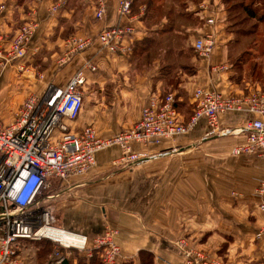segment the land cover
Returning <instances> with one entry per match:
<instances>
[{"label":"crops","instance_id":"obj_1","mask_svg":"<svg viewBox=\"0 0 264 264\" xmlns=\"http://www.w3.org/2000/svg\"><path fill=\"white\" fill-rule=\"evenodd\" d=\"M58 1L0 0L5 5L0 28L6 34L25 21H37L26 58L4 65L0 56V120L4 124L11 122L12 112L27 96L40 95L49 82L64 87L86 61L96 68L84 70L83 109L67 123L74 131L93 125L102 138L131 127L152 94L173 93L186 120L195 106L196 87L236 95L254 86L264 89V76L258 79L252 64L234 61L246 48L226 29L224 0H166L170 2L167 12L159 17L149 10L151 0L137 7L134 0L130 16L121 18L119 0H105L100 19L95 17L96 0H65L52 12ZM208 18L213 22H207ZM118 22H130L135 28L123 41L126 53L112 54L94 40L59 63L69 35L96 36ZM206 33H214L216 45L209 56L202 57L192 45ZM135 45L139 46L134 51ZM259 59L253 58L254 62ZM252 117L246 112H226L219 118L220 128L235 131ZM207 130L201 119L184 135L147 148L134 144L135 150L152 156L130 169L113 164L120 153L117 146L105 148L86 174L69 182L52 178L39 201L53 210L57 225L89 238L105 228L114 229L122 252L119 264L126 260L138 264L140 249L153 253L154 264H183L177 245L181 240L186 247L217 255L224 264H264V236L255 238L264 212L258 207L261 198L253 192L264 180V165L254 155L225 154L243 134L207 138ZM222 145L221 154L213 152ZM170 148L175 149L165 152ZM20 246V254L33 261L28 249Z\"/></svg>","mask_w":264,"mask_h":264},{"label":"built area","instance_id":"obj_2","mask_svg":"<svg viewBox=\"0 0 264 264\" xmlns=\"http://www.w3.org/2000/svg\"><path fill=\"white\" fill-rule=\"evenodd\" d=\"M133 2L118 1L119 18L130 16ZM64 3L65 0H59L50 10L56 12ZM4 10L5 5L1 3L0 15ZM105 10V0H96L95 17L102 18ZM207 22L212 23L213 19L208 18ZM36 28V20L23 22L11 35L0 28L2 64L26 57ZM134 31L132 23L118 22L103 28L96 36L69 35L64 40V54L59 63L84 51L94 40L112 54H124L128 47L123 41ZM215 40L214 33L198 37L192 45L194 52L202 57L209 56ZM95 68L92 62L86 61L64 87L49 82L40 95L26 97L10 124L0 120V264H27L25 256L19 252L20 242L40 239L53 243L48 264H60L70 249L83 252L87 257L98 252L103 264L120 262L122 252L114 239V229L105 228L89 238L84 233L57 225L51 209L39 201L52 178L69 182L74 176L86 174L96 165V154L105 148L117 146L120 153L113 164L117 168L130 169L152 156L146 151L135 150L134 144L147 148L150 144L184 135L203 119L208 126L205 137L241 133L243 139L231 146L230 154L254 155L264 165V89L254 86L246 93L232 95L196 87L193 91L195 106L187 120L181 118L173 93L152 94L131 127L102 138L93 125L74 131L67 123L75 120L83 109L84 70ZM229 111L246 112L254 117L235 131L221 130L219 118ZM174 149H165V152ZM253 192L261 198L258 207L264 212V180L257 183ZM263 236L264 223L255 232L256 239ZM177 245L184 258L183 264H224L220 257L186 247L182 240Z\"/></svg>","mask_w":264,"mask_h":264},{"label":"rangeland","instance_id":"obj_3","mask_svg":"<svg viewBox=\"0 0 264 264\" xmlns=\"http://www.w3.org/2000/svg\"><path fill=\"white\" fill-rule=\"evenodd\" d=\"M141 2L145 3L146 0H135V4H136L135 6L136 7L140 6ZM161 2H163V1L162 0H154V2H152V4L156 6L158 3H161ZM168 3H170V2H168ZM234 3L237 5H235L236 6L235 9L232 10V12L229 14V16H231V17H229V19H228L227 28L229 30H232L233 32H235L236 37L243 41V48H246V50L252 49L255 52H259V53L263 52L264 51V21L260 22L257 19L258 18L257 14H261L264 11V1L263 0H229L228 6H230V4H234ZM164 4H165L164 10H166V8H167L166 3H164ZM239 4H242L243 5L242 7H248V9L253 11L256 14V16L254 18H249V17L244 18L243 17L244 12L242 10L243 8L240 7ZM172 7H173V5H172ZM172 11L177 12L176 8H174ZM245 12H246V10H245ZM163 13L164 12H162V14ZM250 32H254V33H250ZM248 33H250V34H248ZM243 56H244L243 59H246V61H248V66L250 67L251 64L254 62V60H251L252 59L251 57H250V59L247 58L246 55H243ZM260 56L261 57L258 60L259 65H260V63H262V65L264 66V53L261 54ZM263 66H260V68L258 69V71H257L258 76L264 75V67ZM248 69L249 68H247L246 71H248ZM19 106L15 109V111L12 112L11 122L14 120L15 113L17 112ZM217 141H220V139H218ZM222 142H224V141H222ZM224 146L225 145L216 146L214 148L213 152L221 154ZM231 146H230V148L225 150V154H227L228 157H229V155H231L230 154ZM184 154H188V153H184ZM45 190L46 189H44L42 191V194L39 196L40 200L46 194ZM198 191H199V189H198ZM51 211H52V214L54 217V221H55V223H57V217L54 215L52 209H51ZM20 245H21L20 248H22L24 246L26 249H28L27 252L29 251L30 254H32L37 261L43 262L45 260L46 256L49 254L48 252H50V250L53 246V243L48 239H41L39 241V243L37 241H31V240L30 241H21ZM68 254H69L68 255L69 258L72 260V259H77L79 256H82L83 252H80L78 250L73 249V251L70 250L68 252ZM212 255H214V254H212ZM214 256H217V255H214Z\"/></svg>","mask_w":264,"mask_h":264},{"label":"trees","instance_id":"obj_4","mask_svg":"<svg viewBox=\"0 0 264 264\" xmlns=\"http://www.w3.org/2000/svg\"><path fill=\"white\" fill-rule=\"evenodd\" d=\"M18 1H21V0H18ZM162 1L163 2L158 3L156 5L157 7L152 4V2H154V0H151V1L148 2L149 10H150V12L153 11V15L154 16L159 17V16L162 15V12H164V13L167 12V8H166V10H164V8H165V4L164 3H166V6L168 7V4H167L168 2L166 0H162ZM224 1L226 3V9H227V19H226V21L228 23V19H229V17H231V16H229V14L232 12V10L235 9V7H236L235 5H237V4L234 3V4H230V6H228L229 5L228 4L229 0H224ZM239 6L242 7L243 5L239 4ZM242 8H243L242 10L244 12L243 13V17L244 18H247V17L254 18L256 16V14L253 11L249 10L248 7H242ZM244 9L246 10V12H245ZM168 13L170 14L169 15V19H170L172 14L170 12H168ZM257 15H258L257 19L260 22H263L264 21V11L261 14H257ZM226 29H228L227 25H226ZM230 31L236 37L235 32H233L232 30H230ZM250 33H254V32H250ZM250 33H248V34H250ZM236 39L240 41L239 38L236 37ZM138 46L137 45L133 46L134 47V51H135V49H137ZM263 53H264V51L259 53V52H255L252 49H248V50L245 49L244 51L241 52V54L239 56L234 58V61L236 62V64H237L238 61H243V60L246 61V59H243V57H244L243 55H246L247 58H249V59L251 57L252 58L251 60H253L254 57H256L258 59V58L261 57L260 55L263 54ZM28 54L26 55V57L28 56ZM252 65H253L254 68H256V73L254 72V75H256L258 79H260L262 76H264V75H262V76H258L257 75L258 74V72H257L258 69L260 68V66H263L262 63H260V65H259V62L255 61V62L252 63ZM166 93H168V92H166ZM166 93H163V94H166ZM232 95H236V94H232ZM175 104H176V99H175ZM176 106H177V104H176ZM192 113H193V110H192ZM183 120H184V118H183ZM40 240H31V241H37L39 243ZM23 241H30V240H23ZM70 250L73 251V249H70ZM70 250H68L67 252H69ZM19 252H20V250H19ZM48 253H50V252H48ZM48 255L46 256V258H45V260L43 262L37 261L34 257H33V261H32V258H29V257H26V256H25V258H26L27 264H48L47 263ZM68 255L60 264H103L102 261H101V258H100V254L98 252H95V251L89 257L85 256V254L83 253L82 256H79L77 259H72V260L69 258ZM153 257L154 256H153L152 252H150L148 250H145V249H140L138 251V264H154ZM120 264H134V262H133V260H126V261L121 262Z\"/></svg>","mask_w":264,"mask_h":264},{"label":"water","instance_id":"obj_5","mask_svg":"<svg viewBox=\"0 0 264 264\" xmlns=\"http://www.w3.org/2000/svg\"><path fill=\"white\" fill-rule=\"evenodd\" d=\"M215 137H217V136H213V138H215Z\"/></svg>","mask_w":264,"mask_h":264}]
</instances>
